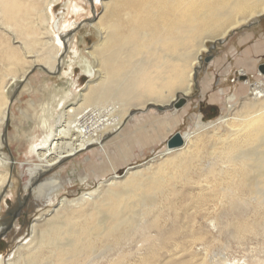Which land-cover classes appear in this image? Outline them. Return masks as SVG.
Segmentation results:
<instances>
[{
	"label": "bare ground",
	"instance_id": "obj_1",
	"mask_svg": "<svg viewBox=\"0 0 264 264\" xmlns=\"http://www.w3.org/2000/svg\"><path fill=\"white\" fill-rule=\"evenodd\" d=\"M60 1L0 0V216L5 198L15 196L19 168L25 201L44 209L25 225L29 240L0 264H264L209 259L218 237L244 239L264 228L263 44L255 57L236 58L240 77L252 74L254 82L226 100L225 116L205 123L198 114L192 132L180 133L183 146L166 144L158 160L137 167L125 159L118 168L109 159L123 133H141L148 119L186 107L178 109L182 100L189 103L202 53L262 18L264 0H76V11L77 1L90 7L85 27L98 37L72 60H80L89 81L84 88L66 81V92L41 105L37 133L17 161L7 145L14 95L39 70L53 75L69 66L74 73L66 55L76 29L52 25ZM226 63L220 76L230 74ZM98 155L110 164L111 177L96 176L97 164L87 169L91 176L77 173ZM70 159L71 170L54 174ZM90 178H98L93 190L62 197ZM17 227L0 228V237L23 235Z\"/></svg>",
	"mask_w": 264,
	"mask_h": 264
},
{
	"label": "rangeland",
	"instance_id": "obj_2",
	"mask_svg": "<svg viewBox=\"0 0 264 264\" xmlns=\"http://www.w3.org/2000/svg\"><path fill=\"white\" fill-rule=\"evenodd\" d=\"M75 2L76 0H61L53 7V27L57 22H60L63 29H76L72 34L73 42L70 45L71 49L66 55V61L69 63L72 62V60H76L74 55L75 50H77L78 54L79 52L85 54V52L89 50L96 41H98L95 31H93L92 28L85 27V21L88 20L90 16L87 14L90 7H86L85 1H77L80 10L76 11V7H74ZM102 11V7H99L98 12L101 13ZM262 18L252 19L236 31L231 32L225 43L220 44L213 50L208 49V51L203 52L202 60L197 66V78L193 92L189 97V103L185 104V100H182L183 103L179 104L180 106L178 109L182 108L184 105H186V107L177 111L171 109L169 113L170 115L166 112L160 116L162 120L154 118L148 119L145 122L146 125L141 130V133H136V130L127 134L123 133L117 143L109 148V159L111 160L113 167H122V160L124 161L125 159L133 160L132 162L135 163L134 166L138 167L149 162L153 158H156V156L158 157V154H160V152L164 150V147H166L167 141L175 134L192 132V129H194L192 126H195V123L197 122L196 116L198 114L203 116L205 123L216 122L222 116H225L226 114L224 110L228 107L226 100H229V97L232 95L238 94L240 85L246 83L247 80L254 82L252 74L240 77L241 75L238 73L239 67L236 65V58L239 54L247 53L253 54L255 57L254 53L257 50V48L253 46L252 48L234 56L233 52H226L229 47V42L233 39L235 33L242 32L243 29L250 27L258 20H262ZM77 24L79 26L75 27ZM65 25L66 28H64ZM212 43V41H208L206 46L210 48L213 46ZM79 62L80 60L74 63L72 62L74 64V73L72 74V77L68 74L69 66L65 67L67 70L63 69L60 73L53 75H46L44 71L39 70L38 72L41 74L38 73L30 79V87L20 90L19 93L15 95L13 94L15 97H13V102L10 104L11 121L8 126L9 143L7 145L9 152L15 156L17 161H19L26 149L28 137L32 133H37L35 125L40 121L42 116L40 110L41 105L51 103L53 97L56 94H60L59 92H66V81L73 79L77 80L81 85L80 88H84L89 81L87 73L81 67ZM81 62L84 61L81 60ZM226 62H230V74L226 77L220 76L222 75L223 70L227 67ZM260 63L264 65V57ZM260 67H262V65H260ZM165 115H169V117ZM180 115H182V117ZM175 116L180 117H178V121H171ZM162 121L163 125L160 126ZM232 122L234 123V121ZM78 158V161H80L81 158ZM94 158H96L94 162L85 163L86 166L83 173L81 170H77V173L81 174L82 177L91 176L93 173L98 177L101 175L102 178L111 177L112 168L110 167V164L108 162L104 163V159L99 155ZM68 161L57 169L58 171L56 170L54 174H66L69 169L71 170L73 161L72 159H70L69 162ZM95 164H97V167L99 168H96L93 173L89 174V171L93 169ZM74 165H76V163ZM88 168L90 170H87ZM22 175H24L23 169L19 168V170L16 169L14 171V184L16 185L15 196L12 197L11 195H8L3 202L4 210L2 216H0V228L8 226L10 228L9 233H12V230L17 229V224H19L23 235L20 234L19 236L18 234L16 235L13 233L8 234L7 237H0L1 263L5 259H8L16 250V248H14L16 244H20L21 242L26 243L29 240V226L26 228L25 225L27 221L35 220L44 210L43 208L32 206L25 201L24 194L29 195V193H26L23 189L26 177ZM97 179L98 178H90L86 185L77 183L78 185L76 184V186L70 188L67 192H64L62 197L66 196L67 199L73 200L79 197L82 193L93 190L98 182ZM11 190L12 189H9L10 193ZM50 205V203L47 204V206ZM230 219L234 220L233 217ZM228 234L218 237L212 245L209 255L211 261H217L220 258L225 260L231 259L232 261L233 259H236V261L241 259V263H244V261L250 262L257 258L264 260V228L258 235L244 236V239H240L232 233L230 235Z\"/></svg>",
	"mask_w": 264,
	"mask_h": 264
},
{
	"label": "crops",
	"instance_id": "obj_3",
	"mask_svg": "<svg viewBox=\"0 0 264 264\" xmlns=\"http://www.w3.org/2000/svg\"><path fill=\"white\" fill-rule=\"evenodd\" d=\"M261 44H264V17L250 27L243 29L242 32L235 33L226 52L231 51L235 56L253 46L260 48Z\"/></svg>",
	"mask_w": 264,
	"mask_h": 264
},
{
	"label": "water",
	"instance_id": "obj_4",
	"mask_svg": "<svg viewBox=\"0 0 264 264\" xmlns=\"http://www.w3.org/2000/svg\"><path fill=\"white\" fill-rule=\"evenodd\" d=\"M260 71L264 73V65L260 67ZM184 144L180 133L175 134L167 143V148L170 150L177 149L182 147Z\"/></svg>",
	"mask_w": 264,
	"mask_h": 264
}]
</instances>
